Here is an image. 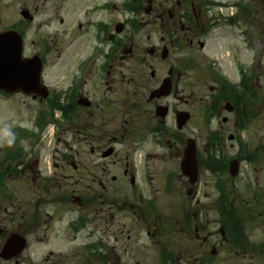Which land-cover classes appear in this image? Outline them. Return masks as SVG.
Here are the masks:
<instances>
[{
  "label": "flooded vegetation",
  "instance_id": "obj_1",
  "mask_svg": "<svg viewBox=\"0 0 264 264\" xmlns=\"http://www.w3.org/2000/svg\"><path fill=\"white\" fill-rule=\"evenodd\" d=\"M16 1L0 264H264V0Z\"/></svg>",
  "mask_w": 264,
  "mask_h": 264
},
{
  "label": "water",
  "instance_id": "obj_2",
  "mask_svg": "<svg viewBox=\"0 0 264 264\" xmlns=\"http://www.w3.org/2000/svg\"><path fill=\"white\" fill-rule=\"evenodd\" d=\"M10 38L9 43H5L6 39L8 40ZM11 48L10 53L7 55V53L4 51V48ZM20 41L18 35H16L15 32L12 33H1L0 34V76H4L6 72V64H7V56L11 58L12 63L16 62L19 59V54H20ZM19 61V60H18ZM4 73V74H3ZM189 154H186L185 156V166L189 167ZM192 159V158H191Z\"/></svg>",
  "mask_w": 264,
  "mask_h": 264
},
{
  "label": "rangeland",
  "instance_id": "obj_3",
  "mask_svg": "<svg viewBox=\"0 0 264 264\" xmlns=\"http://www.w3.org/2000/svg\"><path fill=\"white\" fill-rule=\"evenodd\" d=\"M33 2H35V0H29L28 3ZM18 3L20 2L16 0H0V29L3 22H12V20H14V17L17 16V14L14 13V10L15 8H18ZM40 4L46 5L45 2H42ZM8 103L9 102H7L6 100H4V102L0 100V114L2 116H5L7 114ZM12 183H14V181H12Z\"/></svg>",
  "mask_w": 264,
  "mask_h": 264
},
{
  "label": "clouds",
  "instance_id": "obj_4",
  "mask_svg": "<svg viewBox=\"0 0 264 264\" xmlns=\"http://www.w3.org/2000/svg\"><path fill=\"white\" fill-rule=\"evenodd\" d=\"M9 143H11V141H9Z\"/></svg>",
  "mask_w": 264,
  "mask_h": 264
}]
</instances>
